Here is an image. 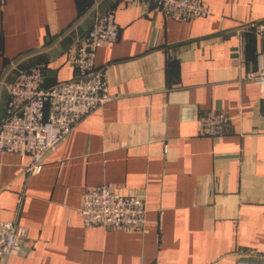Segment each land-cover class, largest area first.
<instances>
[{"label":"crops","instance_id":"crops-1","mask_svg":"<svg viewBox=\"0 0 264 264\" xmlns=\"http://www.w3.org/2000/svg\"><path fill=\"white\" fill-rule=\"evenodd\" d=\"M187 21L126 0H0V121L19 69L43 66V87L73 76V46L114 12L118 37L96 49L114 98L24 172L0 153V220L28 227L4 264H264V98L246 73L264 62V0H204ZM230 119L197 134L200 114ZM142 194L145 223L84 227L85 188Z\"/></svg>","mask_w":264,"mask_h":264},{"label":"built area","instance_id":"built-area-1","mask_svg":"<svg viewBox=\"0 0 264 264\" xmlns=\"http://www.w3.org/2000/svg\"><path fill=\"white\" fill-rule=\"evenodd\" d=\"M148 7L153 4L166 16L187 21L204 17L209 8L204 0H126ZM264 38V23L251 24ZM118 25L114 12L98 14L90 28L73 46V76L43 87V66L33 64L19 69L8 84L5 117L0 121V153H23L24 172L38 174L46 154L55 148L72 129L114 98L108 92L105 71L95 66L96 49L114 42ZM249 70L246 78L259 84L264 98V62ZM229 115L210 109L200 114L197 134L220 136L225 132ZM146 204L142 194L115 191L110 183L85 188L79 214L84 227L100 226L127 231L140 230L145 223ZM28 227L15 221L0 220V264L21 250Z\"/></svg>","mask_w":264,"mask_h":264}]
</instances>
